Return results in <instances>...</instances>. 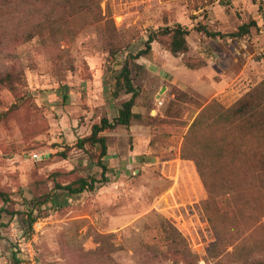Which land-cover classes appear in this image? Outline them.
I'll return each mask as SVG.
<instances>
[{"label": "rangeland", "instance_id": "1", "mask_svg": "<svg viewBox=\"0 0 264 264\" xmlns=\"http://www.w3.org/2000/svg\"><path fill=\"white\" fill-rule=\"evenodd\" d=\"M215 1L100 0L88 8L53 7L42 33L29 38L28 32L46 23L41 5L45 12L53 9L45 8L47 0H0L6 38L0 78L20 68L23 79L16 91L0 83V114L17 106L0 120V192L10 195V209L17 212L0 215V264H12L13 252L22 264H186L172 249L171 236L182 238V250H192L199 264L214 263L207 247L217 235L246 237L245 248L264 255V225L257 224L264 222V127L232 126L216 152L203 147L221 126L206 125L198 133V152H182L191 124L208 103L230 107L264 81L258 29L233 37L256 16L254 0L211 7ZM183 19L190 24L184 26L192 48L186 57L194 64L212 61V67L202 83L197 73L185 71L171 81L175 67L190 70L183 55L151 43L133 73L140 118L129 131L106 134L104 177L99 147L80 148L78 140L102 118L113 120L130 97H113L130 54L145 50L153 32ZM203 26L219 35H206ZM246 52L252 58L244 70ZM220 83L209 96L208 84ZM185 153L200 160L203 176L194 160L183 159ZM79 178L97 180L95 189L79 195L56 189ZM1 207L7 205L0 199ZM31 211L37 216L32 229ZM221 258L226 264L237 259L226 253Z\"/></svg>", "mask_w": 264, "mask_h": 264}, {"label": "trees", "instance_id": "2", "mask_svg": "<svg viewBox=\"0 0 264 264\" xmlns=\"http://www.w3.org/2000/svg\"><path fill=\"white\" fill-rule=\"evenodd\" d=\"M99 1L100 0H47V5L45 8H71L77 7L79 5L81 7L88 8ZM56 8L49 10V12H45L41 5V11L39 14L43 17H47L46 23L44 25L35 26L32 31L27 33V37L33 38L39 33H42L44 27L47 25L48 20L51 21L50 17H52L53 10H56ZM253 27H256V21L254 19L247 24H242L238 31L233 34V37H244L250 34L251 28ZM1 28L2 26L0 25V29ZM200 31H204L208 36L219 35L214 32L212 33L205 26L200 28ZM189 34V29L182 24H174L173 26L166 24L164 28L159 29L158 32H153V34H150L145 50H142L137 55L130 54L129 58L125 60L122 70L116 78L113 97L119 98L122 94L129 95L130 97L122 103L118 115L113 120H110L107 117L102 118L99 123H95L92 126L91 133L87 137L78 140V146L80 148H84L86 145L99 147V165L102 168V174L104 177L109 173V167L104 162L105 158L108 156V137L106 134L117 129H125L129 131L132 127V123L137 118H140V116L134 112V108L137 105V98L139 96L133 76L134 69L137 67L136 60L151 50V43L154 41H159L174 57L183 55L187 68L192 70L199 69L207 63L194 64L189 60V58L186 57L190 54L192 49L188 41ZM3 39L6 40L5 36L0 33V45ZM22 82V71L20 68H17L14 72L7 71L0 78V83L6 85L13 91H16L17 86L22 84ZM262 91H264V81L254 89H251L246 94H244L230 107L226 108L221 104L219 105L218 101L216 100H212L210 103H208L191 124L182 152H198V149L201 147L198 133L200 130H203V128H207L206 125L209 126L207 129H210L213 126H221L222 132L219 134L218 132H212L210 142L207 143L206 147H203L207 150L216 147V152H221L220 148L222 147L223 143L227 142L228 132L232 126L245 125L250 130L264 127V98ZM16 108L17 106L14 105L12 106V110L10 109L7 112L1 113L0 120L4 119ZM213 108L218 109V112L211 113ZM153 120L156 121L157 119L153 118ZM183 159L194 160L200 175L203 176L201 162H199L200 160L198 158L194 157L192 159L187 156V153H185ZM105 179V181H108V178ZM96 183L97 180L95 179L88 181L85 178H79L68 185L63 186L57 184L56 189L66 190L71 195H79L85 191H93L95 189ZM0 199L3 204L7 205L6 208H0V215L6 213L11 217L15 216L17 214L16 210L10 209L12 201L10 195L7 192L2 191L0 192ZM28 217L27 225L32 229L33 224L37 220V216H34V211H31L28 214ZM257 224L264 225V222L259 221ZM242 238L243 237L233 239L231 237L222 238L221 236L217 235L216 239L207 247V254L213 259V264H226L223 258L219 259L224 253H226V255L229 254L237 257L236 261L231 264H264V255L256 256L255 254L250 253L245 248V246H247L245 242L248 238ZM179 239L174 236L169 237V240L172 242V249L185 259L186 264H199L198 259H196V256H194L192 250H182ZM230 246L233 247V251L227 252ZM23 261L24 259L17 252H13L11 258L12 264H21Z\"/></svg>", "mask_w": 264, "mask_h": 264}, {"label": "crops", "instance_id": "3", "mask_svg": "<svg viewBox=\"0 0 264 264\" xmlns=\"http://www.w3.org/2000/svg\"><path fill=\"white\" fill-rule=\"evenodd\" d=\"M240 1L241 0H238V1H236L238 4H240ZM252 3V2H251ZM218 4H220V2H217V1H215L212 5H211V7L212 6H216V5H218ZM245 4H248V6L250 7V4L247 2V1H245ZM243 7H245V6H243ZM208 8V7H207ZM257 10V7H256V9H255V11ZM201 11V9L199 10V11H195L196 13H199ZM255 18V17H254ZM208 20H207V24H208V21H209V17L207 18ZM184 20V19H183ZM182 20V21H183ZM179 23H181L182 25H188V26H190V24H189V21L186 19V21L184 20L183 22H181V21H179ZM212 23V20H210V23L209 24H211ZM191 36H193V34L192 35H190V37ZM228 41H229V39H228ZM230 42V41H229ZM244 57H247L248 58V60H247V63H246V65H244V70H245V68L248 66V64L250 63V60H251V58H252V54H250V53H248V52H246L245 54H244ZM212 58V57H211ZM210 60H212V59H210ZM171 63L172 62H169L168 63V65L169 66H171ZM212 61H209V62H207V64L206 65H204V66H202V67H200L199 69H196L195 71H192V69H190V70H187V69H184L183 67H181V68H179V67H175V71L174 70H170L172 73H174L175 72V75L176 76H174L173 75V77H172V80L171 81H174L175 79H177V80H180L179 78V76H178V74L177 73H180V72H188V73H192V72H195V73H197L198 75H199V77H200V79H201V83H202V81L203 80H205L206 79V71H208V70H210V68L212 67ZM158 69H159V66H158V68L157 67H154L153 68V70H151V71H153V73H157V71H158ZM167 69H169V67L167 66ZM161 70H163L162 68H161ZM244 70L242 71V72H244ZM159 76H162V73L160 72L159 74H158ZM224 77H225V75H223ZM223 77V78H224ZM205 83H208V82H206V81H204ZM204 82H203V84H204ZM209 86H208V89H209V92H210V94H209V96H211V94L212 93H214L215 91H218V90H220L221 89V87H222V83H220V84H208ZM199 91H200V89H199ZM205 91H207V88L205 89ZM205 91H203V92H205ZM201 92V91H200ZM206 95V94H205ZM158 99V98H157Z\"/></svg>", "mask_w": 264, "mask_h": 264}, {"label": "built area", "instance_id": "4", "mask_svg": "<svg viewBox=\"0 0 264 264\" xmlns=\"http://www.w3.org/2000/svg\"><path fill=\"white\" fill-rule=\"evenodd\" d=\"M216 1L221 2L222 0H216ZM224 1L229 2L232 0H224ZM254 2L257 7L256 16L254 18V20L256 21V28L258 29L259 34L264 38V0H254ZM245 37L246 36H244V38ZM229 41H232V38H229ZM157 102H158L157 104L158 107H162L163 101H161L160 98L157 99ZM34 157H36V155Z\"/></svg>", "mask_w": 264, "mask_h": 264}]
</instances>
